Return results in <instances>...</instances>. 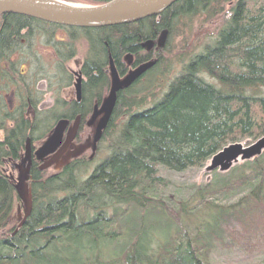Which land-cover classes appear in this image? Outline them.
<instances>
[{
  "label": "trees",
  "instance_id": "1",
  "mask_svg": "<svg viewBox=\"0 0 264 264\" xmlns=\"http://www.w3.org/2000/svg\"><path fill=\"white\" fill-rule=\"evenodd\" d=\"M217 1L181 0L158 17L102 29L1 16L0 168L19 162L26 139L38 146L61 119L80 117V141L81 124L108 88V57L121 73L124 55L139 63L140 44L169 32L178 17L201 13ZM226 1L234 3L214 42L187 61L152 106L139 110L146 97L134 100L133 85L119 93L96 149L106 141V156L89 176L78 174L87 166L82 157L48 177L32 165V211L20 228L11 220L18 199L0 169V264H264V152L185 189L158 174L202 169L226 146L264 137V0ZM254 4L260 8L252 12ZM57 30L67 38L58 41ZM79 39L86 56L70 72L63 64L75 57ZM41 43L54 49L58 62L49 90L60 94L76 74L79 103L59 97L50 109L38 110L35 81L25 80L30 69L21 64L31 63L23 59L24 48ZM158 63L157 57L152 70ZM118 113L124 120L113 133ZM168 186L169 204L159 194ZM150 207L169 221L138 231Z\"/></svg>",
  "mask_w": 264,
  "mask_h": 264
},
{
  "label": "water",
  "instance_id": "2",
  "mask_svg": "<svg viewBox=\"0 0 264 264\" xmlns=\"http://www.w3.org/2000/svg\"><path fill=\"white\" fill-rule=\"evenodd\" d=\"M179 0H110L98 5H77L63 0H0V17L4 15H17L35 19L50 25L76 28V29H102L139 22L143 19L159 16ZM166 32L163 31L157 40L160 49L165 42ZM152 42L143 44V48L149 51ZM155 65V60L139 65L122 79L119 78L113 59L108 57L109 90L99 108H94L85 126L94 125L91 136L83 143L75 146L74 141L80 128V118L76 117L72 122L61 119L55 123L47 136L34 151L33 156L40 163V171L52 168L59 172L70 163L71 159H77L86 152L91 151L88 158L94 157L97 144L110 121L114 111L117 94L135 83L143 74ZM80 78L75 83L76 99L80 97ZM31 142L25 141L24 158L27 167H18V178L12 184L15 195L21 204L22 218L17 228L23 226L29 218L32 209L29 169L31 166ZM264 150V137L254 144L243 147L241 144H231L213 155L205 167L206 173L215 171L227 172L233 164L249 161L258 157Z\"/></svg>",
  "mask_w": 264,
  "mask_h": 264
},
{
  "label": "rangeland",
  "instance_id": "3",
  "mask_svg": "<svg viewBox=\"0 0 264 264\" xmlns=\"http://www.w3.org/2000/svg\"><path fill=\"white\" fill-rule=\"evenodd\" d=\"M65 2L71 3V4H77V5H92L87 4L84 2H80L78 0H63ZM256 1V0H254ZM233 2H228L224 0H218L214 4L211 3L210 6L201 13H196L195 15L188 16V17H178L175 22H172L169 28V34L167 39L164 42V45L159 50L153 51L152 53H156L159 58V65L154 68L152 71H150V74H147L143 79L142 76L136 80L135 88L133 89V92H135L132 96V98L136 101H139L141 98H144V106L143 108H139V110H143L146 107L152 106L154 102H156L166 91L169 83L180 73L181 68L186 65L187 61L198 54H200L206 47L210 46L212 42H214L218 31L223 27L224 22L226 19L230 16V10L233 6ZM95 5V4H93ZM98 5V4H97ZM257 5V3H256ZM253 5L251 11L255 12L257 9L260 8V6ZM149 19V18H147ZM144 20V19H143ZM137 23V22H136ZM135 24V23H133ZM132 25V24H128ZM122 26V25H121ZM161 33L155 36V39L160 37ZM68 36L67 33L59 32L56 34V39L62 40L66 39ZM145 42H143L144 44ZM43 46L41 43L39 47H27L24 48L23 53V59L28 62H23L21 64L24 68H29L30 71L26 75L27 81L33 79L35 81L34 85V91L38 92L41 98V103L37 107L38 110H47L50 109L53 105V102L55 99L62 97L65 99H74L75 98V90L73 85L74 78L72 77V85L70 88H67L66 90H62L59 94H54L51 90H49V86L54 88V82H55V74L53 73L54 63L57 62L54 49L51 47H40ZM87 47L83 40L79 39L75 45V57L68 61V63L63 64L68 71L77 72L79 69V64L83 61V59L86 56ZM67 54V51L63 52V55ZM145 52H141L139 56H143ZM155 56V59H157ZM36 60H39L37 63ZM58 63V62H57ZM77 63V64H76ZM119 63H122V66L126 65L125 61L122 62V60H119ZM124 63V64H123ZM121 65V64H120ZM36 67H38L36 69ZM24 71V70H23ZM26 71V70H25ZM72 76V75H71ZM58 79V77L56 78ZM56 83V82H55ZM263 91V90H262ZM264 93V92H263ZM123 113H118L115 120V126L113 128V133H116L117 127L120 126L122 120L124 118L122 117ZM89 130L84 128V131L81 136V140L78 142H82L86 135L89 134ZM90 132H93V129H91ZM3 140V133L0 130V141ZM257 140H245L241 141L239 143L234 144H241L243 147L250 146L254 144ZM99 144V143H98ZM97 144V145H98ZM107 142L105 141L102 143L98 151H95L94 157L92 160H89L88 158L91 155V151L88 149L86 152H84V155L82 159L87 161V166L84 169H80L78 171L80 178H86L89 176L94 168L103 160L106 156L107 150ZM25 147V145H24ZM38 148V146H31ZM97 149V147H96ZM34 150V151H35ZM264 152V150L261 152V154ZM25 151L23 150L21 153V159L24 158ZM32 154V153H31ZM260 154V155H261ZM259 155V156H260ZM258 156V157H259ZM256 158V157H255ZM254 159V158H253ZM252 160V159H251ZM250 161V160H249ZM18 163V162H17ZM209 162H207L202 169L198 170H189L184 173L175 174L169 171H166L164 169H159L158 174L162 179L166 180L168 183L170 182V185H173V188H186L190 184H204L208 182L210 179L211 173L205 172V167L208 165ZM243 162L237 161L236 164H233L232 167L235 165H239ZM16 164V162H15ZM11 163L4 162L3 167L1 169L2 172H4V175L8 178L9 175L12 173L15 181L18 178V171L17 168H12ZM231 167V168H232ZM230 168V169H231ZM42 172H45V177H48L50 175H53V170H44ZM217 174H225L224 172L215 171ZM57 172H55L56 174ZM29 176H30V169H29ZM12 183V182H11ZM28 184H31V176L28 181ZM172 189H169V186L160 191V195L166 200V202L169 204V198H172ZM170 194V195H169ZM32 201V198H31ZM155 207V206H154ZM152 207H150L147 210L148 215L146 217H143L141 222L138 224L137 228L143 227L146 225H153V223H157L160 226L167 225L169 218L167 216H163L157 213V211H152ZM32 211V209H31ZM22 218V209L21 204L18 200V203L13 207V210L11 212V220L15 225H18L20 223V219ZM203 224L202 222H200ZM200 223H197L199 225ZM25 224V223H24ZM201 226V225H200ZM138 231H140L138 229ZM12 234V233H10Z\"/></svg>",
  "mask_w": 264,
  "mask_h": 264
},
{
  "label": "flooded vegetation",
  "instance_id": "4",
  "mask_svg": "<svg viewBox=\"0 0 264 264\" xmlns=\"http://www.w3.org/2000/svg\"><path fill=\"white\" fill-rule=\"evenodd\" d=\"M180 1L181 0H179L178 2H176L174 5H178V4H180ZM173 6V5H172ZM158 17V16H157ZM60 27V26H59ZM61 28H66V27H61ZM163 31H165L166 32V37H165V40L167 39V37H168V34H169V32L168 31H166V30H163ZM162 31V32H163ZM59 32H64V33H67V32H65L64 30H57L56 31V34L57 33H59ZM161 32V33H162ZM56 34H55V37H56ZM68 34V33H67ZM159 38V37H158ZM158 38L157 39H153V40H147V41H145V42H148V41H150V42H152V44H151V48L149 49V51H146V48H143L142 46H143V43L142 44H140V46H139V48H140V52H145V54L143 55V56H141L142 58V60H143V62H142V60L138 63L137 61H136V57L134 56V55H131V54H127V55H124V60H122V62L123 61H125V63H126V65H124V66H122V63H120L121 64V69H120V72L121 73H118V75H119V78L120 79H122L124 76H126L129 72H131L133 69H135L136 67H138L139 65H142V64H145V63H147V62H150V61H153V60H155V64H156V61H157V59H155V56L157 57L158 55H156V53H152L153 51H156V50H159V48L157 47V45H156V43H157V40H158ZM124 64V63H123ZM119 66V65H118ZM116 68V67H115ZM153 68V67H152ZM152 68H151V70H152ZM151 70H148L145 74H143V76H142V78H140V80L141 79H143V77L144 76H146ZM72 72V71H71ZM107 74H108V69H107ZM73 76H74V82H73V85L72 86H75V83H76V81L78 80V78L79 77H77V75L76 74H72ZM140 80H138V81H140ZM80 81H81V78H80ZM81 83V82H80ZM109 83H110V80H109V75H108V88H107V90L104 92V94L102 95V97H101V99H100V101L99 102H97V101H94V103L92 104V109H94L95 107L96 108H99V106L101 105V103H102V101L104 100V98L107 96V94H108V90H109ZM136 84V83H135ZM135 84H132L133 86L135 85ZM81 85V84H80ZM131 87V86H130ZM129 87V88H130ZM129 88H127V89H129ZM127 89H125V90H123V91H126ZM123 91H121V92H123ZM121 92H119V93H121ZM80 93H81V86H80ZM119 93L117 94V97H118V95H119ZM65 102H68V103H70V102H75L76 104L77 103H79L80 102V100H81V97H79V100H77L76 99V96H75V98L74 99H65V98H62ZM116 102H117V98H116ZM116 104V103H115ZM90 116H91V114H90ZM90 116H88V118L87 119H85V121L81 124V129H83V128H86V129H88L89 131V134H87L86 135V137H85V139L82 141V142H78L77 141V137H78V135H77V137H76V139H75V141H74V145L75 146H77V145H79V144H81V143H83L84 141H86L90 136H91V134H92V132H90L91 131V129H94V123L93 124H90V126L89 127H86L85 126V123H86V121H88V119L90 118ZM79 117V116H78ZM80 118V117H79ZM70 122V121H69ZM80 129V128H79ZM79 133V132H78ZM37 149V148H36ZM34 150H35V147H32L31 148V166H30V171H31V169H32V165L33 164H35L36 166H37V170H39L38 169V167L40 166V163H37L36 161H35V159H34V156H33V153H34ZM84 155V154H83ZM83 155L81 156V157H83ZM73 160H76V159H71L70 161H73ZM22 159L17 163L16 162V164H15V162L13 161V162H10L11 163V167L14 169V168H17V171H18V167L19 166H21L22 165V168L23 169H25L26 167H27V162H25L24 164H21L22 162ZM48 170H50V171H52V168H49ZM40 171V170H39ZM18 175V174H17ZM9 179H10V182H14L15 181V179H14V177H13V174L11 173L10 175H9V177H8Z\"/></svg>",
  "mask_w": 264,
  "mask_h": 264
},
{
  "label": "bare ground",
  "instance_id": "5",
  "mask_svg": "<svg viewBox=\"0 0 264 264\" xmlns=\"http://www.w3.org/2000/svg\"><path fill=\"white\" fill-rule=\"evenodd\" d=\"M128 90V89H127ZM113 114V113H112Z\"/></svg>",
  "mask_w": 264,
  "mask_h": 264
}]
</instances>
